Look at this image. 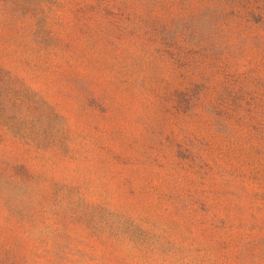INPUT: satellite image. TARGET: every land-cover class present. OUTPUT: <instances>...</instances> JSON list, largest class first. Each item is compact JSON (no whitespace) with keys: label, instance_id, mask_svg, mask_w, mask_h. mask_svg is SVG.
I'll return each mask as SVG.
<instances>
[{"label":"rangeland","instance_id":"374dc122","mask_svg":"<svg viewBox=\"0 0 264 264\" xmlns=\"http://www.w3.org/2000/svg\"><path fill=\"white\" fill-rule=\"evenodd\" d=\"M0 264H264V0H0Z\"/></svg>","mask_w":264,"mask_h":264}]
</instances>
